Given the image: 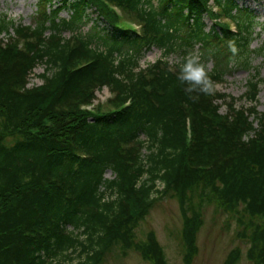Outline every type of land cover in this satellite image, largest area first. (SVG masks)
<instances>
[{"label":"trees","instance_id":"1","mask_svg":"<svg viewBox=\"0 0 264 264\" xmlns=\"http://www.w3.org/2000/svg\"><path fill=\"white\" fill-rule=\"evenodd\" d=\"M256 20L236 0H37L32 25L0 14V264H105L117 249L169 264L155 231L137 238L164 199L179 204L184 264H195L209 208L236 223L248 260L264 264L259 73L241 96L250 108L213 90L233 65L249 69L264 55L252 49ZM153 48L163 58L142 69ZM195 51L207 93L177 79ZM41 65L43 83L30 87ZM104 88L111 98L88 109ZM240 260L236 248L225 264Z\"/></svg>","mask_w":264,"mask_h":264},{"label":"rangeland","instance_id":"2","mask_svg":"<svg viewBox=\"0 0 264 264\" xmlns=\"http://www.w3.org/2000/svg\"><path fill=\"white\" fill-rule=\"evenodd\" d=\"M238 4L243 8H248L254 16L257 18L258 25L254 30L255 40L252 42V49L258 50L264 48V0H236ZM0 14H4L9 17L10 20L22 25H32L34 18L37 14V0H1ZM91 16H96V13H91ZM61 18L69 19V14L64 11L60 14ZM125 19V16L122 17ZM208 28L212 26V22L205 19ZM90 23L85 28H82V33H87ZM102 27V25L100 24ZM72 34L65 32L64 36L69 38ZM0 39L8 40V35H0ZM194 55L199 56L202 60L200 51H195ZM163 55L160 50L153 48L146 52L140 59V67L146 68L149 64L162 59ZM181 51L175 53L168 58V61L172 64L181 62ZM44 66H38L29 76V86H38L43 82L39 78V75L44 72ZM209 70L213 69V62L210 61L207 64ZM259 73L261 80V94L259 111H264V55L258 56L252 60V67L249 69L238 68L233 65L231 72H228L222 83L214 86V92L223 93L236 99V108H250V104L241 99V96L246 91L247 81L255 74ZM97 100L95 105H105V103L111 98V93L108 88L97 92ZM226 103H231V99L228 98L225 102H219L221 104V112H227ZM141 140L145 142V147L148 146L147 139L142 136ZM148 150H145L143 154L148 156ZM113 175L111 172H107L106 178L111 179ZM183 226V219L180 214L179 204L175 199H164L158 203L151 211L148 218L140 224L137 229V238L143 240L146 234L153 230L156 232L157 237L161 245L163 246L167 260L169 264H184L183 262V243L181 238V231ZM240 230L236 223L231 220L227 214H216L213 208H209L205 215V226L203 227L198 238L199 254L195 260V264H225L229 254L234 249L241 250V260L238 264H252L247 258V251L249 243L246 240L240 238ZM105 264H150L144 261L138 252L131 251L126 258L121 255V250L117 249L113 254L109 255Z\"/></svg>","mask_w":264,"mask_h":264},{"label":"clouds","instance_id":"3","mask_svg":"<svg viewBox=\"0 0 264 264\" xmlns=\"http://www.w3.org/2000/svg\"><path fill=\"white\" fill-rule=\"evenodd\" d=\"M177 79L186 84L185 91L192 93L195 91L209 92L210 81L207 77L205 65L200 62L199 56L189 53L181 64Z\"/></svg>","mask_w":264,"mask_h":264}]
</instances>
